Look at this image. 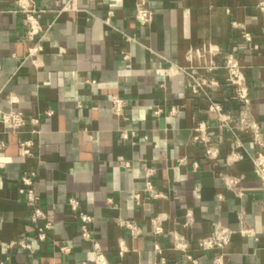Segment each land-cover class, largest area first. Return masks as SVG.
<instances>
[{"label":"crops","instance_id":"crops-1","mask_svg":"<svg viewBox=\"0 0 264 264\" xmlns=\"http://www.w3.org/2000/svg\"><path fill=\"white\" fill-rule=\"evenodd\" d=\"M31 1L45 30L34 42L25 38L16 0H0V264H95L71 198L92 217V238L109 264H192L185 255L211 264L215 253L200 252L197 242L218 228L231 233L227 264H264L256 147L249 130L237 129L240 103L223 68L229 55L237 59L264 140L260 0H149L153 19L144 27L133 17L137 0ZM37 45L41 51L29 55ZM193 78L215 85L193 95ZM114 96L125 102L122 118L112 114ZM211 102L229 118L225 126L208 111ZM12 112L39 122L11 131L1 117ZM199 125L215 160L194 141ZM29 172L53 225L44 241L18 193ZM120 221L134 223L140 235L131 237ZM175 237L186 241L185 255Z\"/></svg>","mask_w":264,"mask_h":264},{"label":"built area","instance_id":"built-area-1","mask_svg":"<svg viewBox=\"0 0 264 264\" xmlns=\"http://www.w3.org/2000/svg\"><path fill=\"white\" fill-rule=\"evenodd\" d=\"M18 4V10L23 16L24 28H25V38L28 42H34L42 33H44V28L42 27L40 20L37 16V11L34 9L31 0H16ZM259 11H264V0H260L258 5ZM134 20L138 25L144 27L152 22L153 14L149 9V0H137L135 10H134ZM107 22V21H106ZM125 41L134 42L133 37H128L126 34L121 33ZM243 40L247 43L251 42L249 34H243ZM257 49V47H254ZM41 51V48L37 45L35 48L29 51V55L35 54ZM123 60L128 61V56L123 55ZM223 68L227 75V84L234 89L235 98L240 103V111L236 118L237 129L240 131L249 130L253 135V142L256 147V152L254 153L251 163L253 167V174L255 178L260 181L262 185V200L264 203V140L262 139L259 127L250 116V98L248 94V89L245 85V78L239 66L237 59L233 55H229L224 61ZM213 81H208L207 79L193 78L192 84L190 86L193 95H200L204 93V90L208 86H214ZM111 111L112 114L117 118H122L125 112V102L117 96L111 98ZM208 111L214 114L222 125H226L229 118L222 113V108L217 103H210L208 106ZM46 116H51V112L46 113ZM2 124L10 129L11 131L18 132L26 127L29 122L30 125L35 126L38 124V119H31L27 122L24 115L20 112H12L4 114L1 117ZM196 135L194 136V141L200 143L205 148V159L212 161L217 158V151L215 148L209 146V139L204 132V129L199 125L195 129ZM122 140H126L127 136L122 134ZM32 146V142L27 141L20 144V154L23 157L29 156V148ZM152 176V170H148L146 177L149 179ZM35 179V173H23L20 178L22 186L18 189L20 196L24 198L26 203L31 208L30 222L35 225L36 228V238L39 241H44L46 239V234L53 229V225L49 222L47 215L40 207L39 199L35 196L33 192V183ZM146 188L150 191L153 190L152 185L148 181L146 183ZM138 199V196H136ZM67 205L70 210L78 215L79 218V232L82 239L89 242L92 247V256L95 264H109L105 255L102 253L100 244L98 241L92 238L89 226L92 223V217L87 214L80 212L79 202L71 198L67 201ZM42 222V224H40ZM119 224L128 230L131 237L136 238L140 235V229L131 222L120 221ZM162 232L161 228L154 223V233L160 234ZM231 233L226 229L218 228L214 233L207 238L198 240L197 248L202 253L214 252V256L211 259V264H227L228 253L226 248L230 242ZM18 245L24 250H31L29 244L24 242H19ZM187 243L182 237H175L174 248L184 255L187 250ZM155 251H159V248L154 247ZM124 249L121 247L119 255L124 253ZM60 252L67 254L69 252L68 247L60 248ZM185 259L192 264H197L188 255H185ZM159 264H165L164 260H160Z\"/></svg>","mask_w":264,"mask_h":264}]
</instances>
